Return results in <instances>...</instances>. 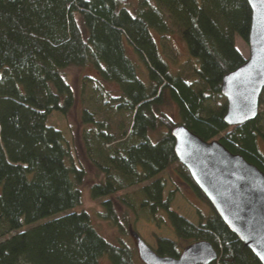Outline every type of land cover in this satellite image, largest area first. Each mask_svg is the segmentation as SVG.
<instances>
[{"label":"trees","instance_id":"trees-1","mask_svg":"<svg viewBox=\"0 0 264 264\" xmlns=\"http://www.w3.org/2000/svg\"><path fill=\"white\" fill-rule=\"evenodd\" d=\"M250 20L246 0H0V264H143L133 237L139 219L175 236L154 238L160 258L207 242L218 256L212 264H261L179 164L171 135L183 126L264 174V91L255 120L223 121L222 79L246 61L234 43L247 44ZM170 25L195 63L187 77L171 73L152 36L168 40ZM86 67L95 76L82 87L91 86L95 103L80 122L99 176L89 193L103 199L100 218L116 241L84 210L87 172L57 128L75 106L65 72ZM171 104L177 121L165 113ZM171 168L208 208L197 210V224L172 211L174 193L163 199L161 176Z\"/></svg>","mask_w":264,"mask_h":264},{"label":"water","instance_id":"water-1","mask_svg":"<svg viewBox=\"0 0 264 264\" xmlns=\"http://www.w3.org/2000/svg\"><path fill=\"white\" fill-rule=\"evenodd\" d=\"M246 2L251 12L249 57L222 79L221 95L227 105L223 121L228 127L255 120L264 91V0ZM171 135L179 164L227 229L264 264V174L218 141L205 142L183 126L175 127ZM133 237L143 264H212L218 257L211 244L199 242L185 248L178 259L160 258L137 234Z\"/></svg>","mask_w":264,"mask_h":264},{"label":"rangeland","instance_id":"rangeland-1","mask_svg":"<svg viewBox=\"0 0 264 264\" xmlns=\"http://www.w3.org/2000/svg\"><path fill=\"white\" fill-rule=\"evenodd\" d=\"M170 29L172 31V34L166 41H160L158 35H156L155 33H152V36L154 37L155 41L159 43V46L157 45L158 49L167 62L171 73L174 75L187 77L193 72L195 63L191 62L188 59L187 52L177 28L170 25ZM234 44L236 49L242 54V56L247 59L249 57L248 45L240 39H236ZM135 63L139 66V78L143 82H146L145 68L137 62ZM65 73L75 95V106L64 123H62V121L60 120H57V123L62 125L63 127L62 128L57 125V128L63 133L65 131L64 135L66 134L67 140L72 142V144L76 148L81 162L87 172V179L82 188L84 210H86L91 215L95 227L98 229L102 236L112 241H116V239L118 238L117 231L112 228L106 221H103L100 218V214L102 213L101 202L103 199H92L89 193L90 186L99 180V176L97 175L94 167L86 158L85 145L83 143L84 132L82 129L83 126L80 122L81 110L83 108L93 109L95 103V101L89 99L93 92L91 86L89 84H86L83 86V88L82 80L85 77H94L95 73L90 67L69 68ZM105 86L109 89L110 92L113 93L114 90L111 85L105 84ZM262 108L263 107H261V109ZM165 113L173 120H178L177 111L172 104L165 108ZM57 117L58 115L54 116V118ZM102 117L103 115L98 114V119H101ZM115 123L116 118H112V125L114 126ZM161 177L166 181V188L163 193V199L165 200L170 193H174V200L171 205L172 211L184 217L189 222L197 224V210L199 209L207 212V206L197 199L188 184L174 171V169L171 168L170 170L166 171L162 174ZM133 231L151 249L155 248V237L168 238L176 241L175 236L167 226L163 225L160 228H157L154 224L147 223L143 219H139L135 223ZM130 238H132V236L128 237L126 241L129 244H134V240H131ZM102 264L106 263L103 262Z\"/></svg>","mask_w":264,"mask_h":264}]
</instances>
